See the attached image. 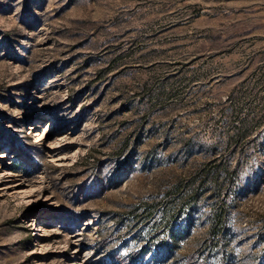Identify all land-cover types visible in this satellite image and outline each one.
Instances as JSON below:
<instances>
[{
  "label": "rangeland",
  "instance_id": "1",
  "mask_svg": "<svg viewBox=\"0 0 264 264\" xmlns=\"http://www.w3.org/2000/svg\"><path fill=\"white\" fill-rule=\"evenodd\" d=\"M214 247L264 264V0H0V264Z\"/></svg>",
  "mask_w": 264,
  "mask_h": 264
},
{
  "label": "trees",
  "instance_id": "2",
  "mask_svg": "<svg viewBox=\"0 0 264 264\" xmlns=\"http://www.w3.org/2000/svg\"><path fill=\"white\" fill-rule=\"evenodd\" d=\"M175 237V242L179 241V238ZM218 244V243H217ZM216 252V247H214L212 254L206 259L204 260V264H218V260H217V255L215 254Z\"/></svg>",
  "mask_w": 264,
  "mask_h": 264
},
{
  "label": "bare ground",
  "instance_id": "3",
  "mask_svg": "<svg viewBox=\"0 0 264 264\" xmlns=\"http://www.w3.org/2000/svg\"><path fill=\"white\" fill-rule=\"evenodd\" d=\"M12 173L10 172V170H6L4 173H3V177H8V176H11ZM43 232L44 233H41L40 236H46V230L43 228Z\"/></svg>",
  "mask_w": 264,
  "mask_h": 264
}]
</instances>
